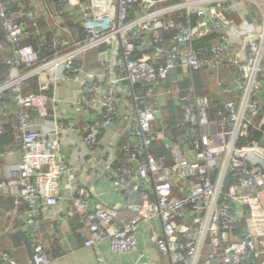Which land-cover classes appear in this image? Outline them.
Segmentation results:
<instances>
[{
	"label": "built area",
	"instance_id": "2783aa9c",
	"mask_svg": "<svg viewBox=\"0 0 264 264\" xmlns=\"http://www.w3.org/2000/svg\"><path fill=\"white\" fill-rule=\"evenodd\" d=\"M62 1L65 8H53L47 18L81 16L85 40L38 63L35 49L20 45L23 25L7 16L0 0V28L6 44L14 49L13 57L5 60L13 76L0 86V94L31 77L39 79L41 91L60 83L75 85L73 107L96 111V119L81 120L77 130L85 153L83 173L104 177L128 198L136 217L117 226L113 213L93 203V192L78 182V171L60 154V143L73 132V122L60 116L46 120L45 94L16 96L14 108L0 106V136L7 118L15 120L13 134L20 157L9 171L8 186L18 189L12 215L25 207L24 226L33 233L30 264H51L43 237L34 232L46 219L61 217L79 218L87 233L84 247L106 245L114 255L142 257L140 240L145 231L154 243L156 262L264 264V168L251 162V158L264 159V147L239 145L240 139L249 136L264 104L260 97L264 0H184L178 6L159 8L158 0ZM180 8H186L187 16H195L196 21L177 23L170 15ZM169 29L176 35L166 49L158 31ZM210 34L219 35V42L210 58L199 59L191 42ZM135 42L152 47L153 54L132 59ZM69 44L65 38L52 40L54 49ZM103 46L106 49L98 52L96 69H85L77 62L81 55ZM21 67L28 71L20 74ZM194 71H225L229 82L217 78L216 97L194 94L192 89L182 95L177 87L166 91L169 84ZM168 95L182 112L183 129L172 142H166L170 139ZM220 96L231 98L223 101L221 111L214 103ZM52 102L59 103L56 93ZM27 109L37 111L38 127ZM107 134L110 145L103 148L101 138ZM121 137L125 140L118 147ZM156 142L164 144L168 156L151 153ZM4 188L0 182V190ZM243 191L246 195L240 196ZM235 202L245 205L244 211L239 212ZM242 220L246 227L237 235ZM0 260L17 264L7 255ZM99 262L114 264L102 258Z\"/></svg>",
	"mask_w": 264,
	"mask_h": 264
},
{
	"label": "crops",
	"instance_id": "0c3cea01",
	"mask_svg": "<svg viewBox=\"0 0 264 264\" xmlns=\"http://www.w3.org/2000/svg\"><path fill=\"white\" fill-rule=\"evenodd\" d=\"M30 2L29 9L37 12L38 14L44 15L47 20V12H49L48 3H42V0H27ZM164 1V0H158ZM168 1V2H167ZM171 0H166L164 7H172L175 5H181V3H169ZM168 3V4H167ZM183 10L186 12V8H180L176 11ZM17 18L22 17V14L19 13ZM175 11H173L174 13ZM172 14V13H171ZM171 16V15H170ZM37 17V16H36ZM39 17V16H38ZM172 17V16H171ZM174 18V17H173ZM35 18V23L33 27L35 28V33H39L38 23ZM99 51H93L78 57L77 62L83 66L85 69H96L97 68V54ZM193 73V72H191ZM187 72V77L190 74ZM203 75V84L208 82V87L210 85L208 77L204 73L211 74V78L214 82V87L211 90L212 97L217 96L219 90L216 86L217 78L229 82L228 74L225 71H220L216 74L214 72H200ZM180 77V75H178ZM206 86V87H207ZM213 86V85H212ZM176 88V87H175ZM174 88V89H175ZM48 89L51 90V94L47 97V102L51 103L50 110H47L46 120H52L56 116L65 117L70 119L73 122V132L68 133L64 136L60 143V154L65 158L68 164L78 171V182L87 187L92 191V200L93 203L98 204L101 208L106 211L113 213L114 223L117 226H120L122 222H127L136 217V212L128 198L119 195V193L100 175L91 178L87 174L83 173V164L85 162V153L81 145L80 133H77V130L80 128L81 120L94 121L96 118V111L87 110L83 111L80 109H75L73 106V90L76 89L75 85H64L63 83L58 84L57 86L51 85ZM47 89V90H48ZM46 90V91H47ZM192 92L194 93L193 89ZM56 93L59 103L53 104L52 98ZM187 93V92H186ZM185 93V94H186ZM195 94V93H194ZM223 101L231 99L228 96L223 97ZM263 99V98H262ZM264 101V99H263ZM130 110V109H129ZM264 110V104L263 109ZM132 111V109H131ZM257 120V119H256ZM37 127L38 120H34ZM11 122V128L15 129L16 122L15 120L9 119ZM261 125L264 126V121L261 122ZM122 127H118L116 130L119 132ZM159 128V127H157ZM263 138L262 143L258 141H253L251 144H244L246 146L252 144H258L264 147V129L262 131ZM16 140V138L14 137ZM111 135H103L101 138V147L107 148L110 145ZM18 142V140H16ZM20 150L18 148L7 150L5 155L0 157V182H2L6 188L0 190V193L7 195H17L18 189L8 186L10 182L11 174L9 171L12 168H15L19 163ZM258 161H261L259 163ZM251 162L262 166L264 168V159L251 158ZM245 196L246 191L241 192ZM235 206L239 212L244 211L246 208L242 203L235 202ZM21 212H25V207H21ZM18 212V211H17ZM23 213L18 212V215L9 214L8 210L4 209V205L0 208V257L1 255H7L10 259L15 261L17 264H30L32 260V243L26 239L25 235L22 233L23 229L28 232L29 230L22 228L20 225ZM10 215V216H9ZM22 215V216H21ZM246 223L244 220L239 224L236 234L242 233L245 229ZM43 228V237H44V247L45 253L50 258L51 264H100L99 259L107 263L114 264H166L163 260L156 262V249L154 243L150 239V234L148 232H143L141 237L140 251L139 254H143L142 257L139 255H130V256H119L112 254L106 245L99 247H84L83 243L87 237V233L83 228L82 224L79 221V218L74 219H65L63 217L59 219H46L42 225ZM155 257V258H154ZM0 264H8L5 261L0 260Z\"/></svg>",
	"mask_w": 264,
	"mask_h": 264
},
{
	"label": "trees",
	"instance_id": "16d2710c",
	"mask_svg": "<svg viewBox=\"0 0 264 264\" xmlns=\"http://www.w3.org/2000/svg\"><path fill=\"white\" fill-rule=\"evenodd\" d=\"M42 3H48L49 11L53 8L63 9L65 8V2L62 0H42ZM6 5V14L7 16L16 24H22L25 29L24 39L20 42V45H30L37 52L39 61L38 63H44L51 60L58 53H64L68 50L74 49L76 46L82 44L85 40V32L81 25V16H73L66 14L61 19L51 20L49 18L44 17L42 14H38L37 12L29 9L30 2L27 0H22L20 4L14 3L8 0H2ZM168 2V1H167ZM183 0H171L169 3H181ZM168 4V3H167ZM166 4L164 1H158L156 7H164ZM19 13L22 14V17L17 18ZM49 12H47L48 14ZM31 14V15H30ZM33 14V15H32ZM46 14V15H47ZM37 16V17H36ZM39 16V17H38ZM172 18L176 20L177 23H182L185 25L188 19H192L194 23L196 21V17L192 16L191 18L186 15V12L183 10L172 12ZM48 17V16H46ZM35 18L37 19L39 33H35V28L33 24L35 23ZM159 40L162 45L165 46L166 49L170 47L172 39L176 35V31L174 29L169 30H159L158 31ZM55 37L65 38L70 41L68 47L63 49H54L52 46V40ZM219 42V35L210 34L206 37L195 39L191 42V47L194 53L197 55L199 59H208L211 57V49L212 47ZM135 53L132 55V59L137 60L146 55L153 54L152 47H145L140 44V42H135ZM106 49L105 46L98 49V51ZM13 47L11 45L6 44L4 39V32L0 28V86L4 85L8 81H10L13 73L11 72V67L5 64V60L7 58L13 57ZM57 50V51H56ZM57 53V54H56ZM28 69L25 67H21L19 69V73H26ZM174 86L177 87L181 94H185L189 89H193L195 94L199 95H208L211 96V90L209 87L203 84V75L200 72L194 71L190 74L189 77L178 81L177 83L169 84L167 87ZM16 88H18L16 90ZM16 88L7 89L0 94V106H10L12 108L15 107V97L16 96H25L28 94H45L49 96L51 94V90L47 91L40 90L39 79L37 77H31L22 83ZM216 97V96H215ZM261 98L264 99V90L260 95ZM223 98L217 97L214 98V103L217 105L219 111L222 110ZM46 108L50 110L51 103L46 102ZM168 108L170 111L169 121L166 123L167 135L170 139L166 140V142H172L176 137H178L183 127L180 125L182 123V112L180 108L174 103V101H169ZM26 112L29 115L31 120H39L37 111L35 109H27ZM264 121V110L260 114V116L255 121L254 127L251 129L249 136L245 139H240L239 145L251 144L253 141H258L262 143L263 138V129L264 126L261 125V122ZM179 125V126H178ZM158 131V130H156ZM125 137H121L118 147L124 142ZM18 148L20 150L19 142L14 139L13 129L11 128V122H9V118H7L5 122V133L0 136V154L5 155L7 150ZM151 153L155 157L160 156H168V149L165 148L164 144L161 142H156L153 144V148L151 149ZM118 159L116 161V164ZM15 195H7L0 193V208L4 205V209L9 211V214L15 210L14 206ZM22 209V208H20ZM18 210V212L21 210ZM10 216V215H9ZM20 225L24 228V222L21 219ZM22 233L25 235L26 239L31 244V235L33 233L26 232L24 229ZM34 234H37L43 237V228L36 230ZM44 239V237H43ZM32 245V244H31Z\"/></svg>",
	"mask_w": 264,
	"mask_h": 264
},
{
	"label": "rangeland",
	"instance_id": "374dc122",
	"mask_svg": "<svg viewBox=\"0 0 264 264\" xmlns=\"http://www.w3.org/2000/svg\"><path fill=\"white\" fill-rule=\"evenodd\" d=\"M204 75H206L208 77V80H209V83H210L209 88L212 90L213 87H214V82H213V79L211 78V74L204 73ZM207 85H208V82L206 81L205 86H207ZM174 88H175L174 86L167 87L166 91L167 92L172 91V90H174ZM168 99H169V101H171V96L170 95H168ZM126 102H127L128 108L131 110V106H130L129 102L128 101H126ZM158 126H159V124H158ZM157 130L159 131L160 128H157Z\"/></svg>",
	"mask_w": 264,
	"mask_h": 264
}]
</instances>
